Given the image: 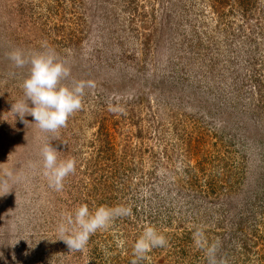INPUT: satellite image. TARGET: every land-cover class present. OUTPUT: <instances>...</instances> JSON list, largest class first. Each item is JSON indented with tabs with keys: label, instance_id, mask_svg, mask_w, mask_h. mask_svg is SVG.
I'll list each match as a JSON object with an SVG mask.
<instances>
[{
	"label": "rangeland",
	"instance_id": "rangeland-1",
	"mask_svg": "<svg viewBox=\"0 0 264 264\" xmlns=\"http://www.w3.org/2000/svg\"><path fill=\"white\" fill-rule=\"evenodd\" d=\"M45 43L70 65L65 82L96 83L50 141L77 161L61 191L42 174L50 134L11 111L28 68L7 53ZM8 170L18 179L0 195V264H130L147 225L168 243L142 264H207L201 227L227 264H264V0H0ZM85 203L132 214L71 251L57 226Z\"/></svg>",
	"mask_w": 264,
	"mask_h": 264
},
{
	"label": "clouds",
	"instance_id": "clouds-1",
	"mask_svg": "<svg viewBox=\"0 0 264 264\" xmlns=\"http://www.w3.org/2000/svg\"><path fill=\"white\" fill-rule=\"evenodd\" d=\"M7 56L15 68H28V74L21 84L23 97L12 104L11 111L14 115L18 114L26 125L29 122L24 117L31 115L34 124L42 132L50 134L40 149L42 174L50 188L61 191L66 178L75 173L77 161L71 156L61 158V152L50 141L59 139L60 129L67 125L73 114L82 110L85 90L95 89L96 83L90 79L65 82L71 75L70 65L47 43L35 51L15 47ZM17 179L12 170L4 171L0 176V195L8 193ZM131 214L132 209L123 204L100 205L94 210H90L86 203L80 204L61 218L56 239L66 243L71 251H83L90 237L98 230H107L117 218ZM167 243L166 235L157 227L145 226L132 245L130 264H142L154 248L164 247ZM194 243L204 251L207 264H227L226 258L220 254L221 241H209L204 228L196 230Z\"/></svg>",
	"mask_w": 264,
	"mask_h": 264
}]
</instances>
